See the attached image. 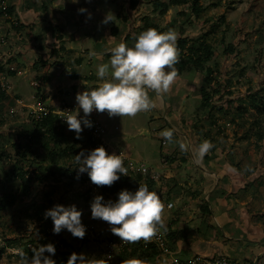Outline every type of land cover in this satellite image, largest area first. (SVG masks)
<instances>
[{
	"label": "rangeland",
	"instance_id": "rangeland-1",
	"mask_svg": "<svg viewBox=\"0 0 264 264\" xmlns=\"http://www.w3.org/2000/svg\"><path fill=\"white\" fill-rule=\"evenodd\" d=\"M137 1L133 7L130 0H0V193L16 198L14 205L0 210V250H3L0 264H18V250L27 248L31 257L33 249L47 243L54 244L56 249L52 259H68L73 252L102 259L107 264H123L129 258H136L129 252L121 257V251L112 252L110 246L118 236L111 232L106 221L91 217L90 205L96 195H102L105 201L115 198L108 193V185H95L87 173L79 174L77 181L71 180L64 173L66 170L78 173L72 155L51 164L49 149L37 146L33 154L25 157L19 153L26 138L18 135L32 129L39 109L52 113L62 107L72 110L77 107L78 87L72 83L74 69L80 76V85L86 82L80 88L83 91L94 87L92 80L96 79L97 85L101 82L96 70L102 61L99 55L91 53L103 51L97 41H105V33L113 34L115 28L113 36L122 41L126 35L137 37L144 26L157 25L158 31L176 32V45L182 39L189 47L209 46L211 52L201 69L184 58L183 72L167 93L158 95L149 90L148 95L156 105L150 111L122 117H109L105 111L100 112L99 119L97 111L92 115L106 140L102 145L106 152L123 153L128 161L144 164L153 176L154 179L149 173L142 176L140 183L156 191L164 204L161 215L167 230L163 231L173 235L167 238L171 256L178 260H187L195 254L231 259L223 244L236 248L241 244L233 240L223 242L234 224L227 225L221 217L223 210L208 200L206 193L217 180L218 171L212 167L214 163L205 168L193 155L204 139L215 146L214 153L206 155L222 159L220 167L225 169L221 174L228 169L236 172L230 167H237L233 177L239 187L244 186L240 193L228 195L225 212L230 218L243 212L252 222L264 220V111L251 108L249 99L257 93L264 103V0H195L202 8L198 13L190 5H183L170 7L164 15L154 10L156 0ZM63 5L66 9H62ZM8 6H13V13H1ZM80 8L88 9L80 14ZM63 10L84 18L80 24L90 22L92 26L81 28L66 42L75 50H62L63 56L57 49L42 54L38 46L43 41L36 38L35 25H25L31 22L27 14L47 22L40 31L46 40L48 33L53 32L46 26L51 25L48 23L65 25L63 18L69 20ZM48 12L54 15L53 21L47 17ZM107 14L112 20L104 23ZM58 15L60 20L56 18ZM82 39L87 40L81 43ZM126 42L130 46L134 44ZM76 56L82 57L79 67L73 66L78 60ZM110 57L103 63H108ZM202 89L211 98V108L200 106ZM53 102H58L55 107ZM53 115L60 124L58 116ZM62 126L66 145L76 143L78 148L89 151L96 148L83 145L86 142L82 133L76 140L74 130H69L67 123ZM168 128L174 129V138L189 146L187 152H182L175 143L165 142L160 133ZM19 170L28 172L33 179L28 183V194H24L26 183L22 179H5L7 172L16 174ZM36 175L42 180L37 181ZM150 180L153 183L148 184ZM219 182L224 189L228 180ZM218 197L217 202H222V197ZM169 202L173 207L165 211ZM240 202L241 211L233 206ZM55 204H75L82 211L81 221L86 226L82 239L67 230L53 233V221L50 217L46 219L44 212ZM204 204L208 212L201 209ZM42 205L44 209L37 217L36 209ZM217 240H220L218 244L209 247Z\"/></svg>",
	"mask_w": 264,
	"mask_h": 264
},
{
	"label": "clouds",
	"instance_id": "clouds-1",
	"mask_svg": "<svg viewBox=\"0 0 264 264\" xmlns=\"http://www.w3.org/2000/svg\"><path fill=\"white\" fill-rule=\"evenodd\" d=\"M78 11L84 13L87 9L80 8ZM109 20L112 17L107 14L103 22L107 23ZM176 41L177 34L172 29L162 32L148 28L136 37L132 46L121 42L112 47L110 61L97 65L96 76L101 82L96 87L76 94L75 109L62 111L61 118L67 123L69 130H74L76 138L80 139L82 124L89 128L93 126L88 116L94 110L106 111L109 117H122L135 116L138 112L153 109L156 105L148 91L153 90L158 95L167 93L177 77ZM81 109L83 116L80 115ZM160 135L165 142L177 144L182 152L188 151L189 146L182 139L174 138V129H164ZM213 147L212 141L204 139L193 153L194 158L202 160ZM74 164L78 174L87 173L91 182L97 186H111L121 175H128V168L124 165L121 154H109L102 145L74 155ZM90 208L91 217L106 221L111 226V232L123 241H147L160 229L167 230L161 215L164 204L158 193L149 190L146 183H139L134 192L121 190L115 201H105L102 195H96ZM81 216L82 211L75 204H55L44 212V217H50L53 221L54 234L67 230L74 237L82 239L86 234V226L82 223ZM32 252L33 255L29 257L23 250H18V264H56L52 259L56 252L54 244L40 245ZM67 264H107V261L73 252ZM123 264L145 262L129 258Z\"/></svg>",
	"mask_w": 264,
	"mask_h": 264
},
{
	"label": "trees",
	"instance_id": "trees-1",
	"mask_svg": "<svg viewBox=\"0 0 264 264\" xmlns=\"http://www.w3.org/2000/svg\"><path fill=\"white\" fill-rule=\"evenodd\" d=\"M131 5L135 7L138 4L137 0H130ZM154 10L159 11L161 15H164L167 13L168 9L172 6H183V5H190L193 12L198 13L202 10L200 5L195 0H169L167 3H162L156 0L154 3ZM14 11L13 6H8L3 10L1 13H8L12 14ZM148 28H155L158 30L157 25L149 24L147 26H144V30ZM136 37L133 36H126L125 41H132L135 42ZM177 49H178V62L175 64V68L177 69V76L181 75L183 72V59L188 58L190 61H193V65L197 69H201L204 62L207 61L209 56L211 55L209 46L202 45L198 47H189L186 44L185 40H178L177 42ZM111 55V53H110ZM79 63V60H77ZM0 71L2 69L0 68ZM203 96H202V102L200 106L202 108H211V98L205 91L201 90ZM6 99L7 97H3ZM250 99V105L251 108L264 111V103L262 102V97H258L257 93H254L249 97ZM241 113V112H240ZM239 113V114H240ZM25 137L26 138V144L20 147V155L22 157H25L28 153L33 154V149L37 146H40L44 149H49L48 151V159L51 164H57V162L68 155H72L74 158V155L78 154L82 150L87 152L89 151L88 148L84 147H77L76 143L68 146L66 145V135L64 133V128L60 126L58 123H56V117L52 113L43 114L38 117L36 121H34L33 127L31 130L20 132L18 137ZM77 140V138H76ZM80 141V140H79ZM50 145L53 146V148H50ZM65 145V146H63ZM84 146H88L86 143L83 144ZM215 146L210 149V153H214ZM208 155H205V160H208ZM203 158V159H204ZM28 172H24L23 170L17 171L16 174H14L13 171H9L5 174L6 180H15V179H22L26 185L24 187V194H28V183L32 181L33 179L27 174ZM66 175L69 176V178L73 181H77L80 179V175L76 172H70L68 170L65 171ZM35 178L37 181H41L42 178L39 175H36ZM142 176L138 174H134L132 177L127 179L125 176L121 175L120 179L115 181L111 186H108L106 189L108 190V193L118 198V193L123 190L127 189L129 191H136L138 189V184L141 182ZM153 183V180L148 181V184ZM16 198L15 196L11 194H2L0 193V210H4L8 207H11L15 204ZM44 206H38L36 209V216L38 217L39 214L43 211ZM201 209L204 212H208V208L206 204L201 207ZM41 220V218H38ZM167 238H173V235L171 233L167 234ZM18 249V247H17ZM20 249V248H19ZM23 251L27 254L28 250L27 248H24ZM130 253L131 257H136L144 262L146 261H152L159 259L160 255L156 248L154 246H150L148 248H144L141 244L138 242H132L127 247L123 248L120 252L119 256L121 257L123 254ZM3 254V250H0V255ZM30 254H33V252H30ZM66 255V254H65ZM56 264H67L68 259L59 260L55 259ZM153 264H156L155 262Z\"/></svg>",
	"mask_w": 264,
	"mask_h": 264
},
{
	"label": "crops",
	"instance_id": "crops-1",
	"mask_svg": "<svg viewBox=\"0 0 264 264\" xmlns=\"http://www.w3.org/2000/svg\"><path fill=\"white\" fill-rule=\"evenodd\" d=\"M64 2L62 1L61 4H63ZM60 5V4H59ZM56 6L58 7V5L56 4ZM61 6V5H60ZM53 9V7H52ZM62 9H66V5H63ZM88 9V8H87ZM62 12H65V14L68 16L69 20L66 21L65 18H63V21L65 23V25H63V23H54V25L52 23H48L51 25H46L48 27V29H53V32L48 33L49 36L47 38H45L46 40H44L41 36V29L44 26L43 23H47L46 21H44V19L42 18V20L39 19H34V17L32 16L33 14H30L28 12V20H30V24L26 23L25 25H35V32H37L36 38L43 41L41 43V45L38 46V49L42 50V54H44L45 51H49V49H53V51L55 49H57L59 51V53L61 54L62 50H66L71 51V50H75L72 49L71 46H67V43L70 41V38L73 37V35H75L81 28H86V27H90L92 26V24L90 22H83V23H79L80 21H83L84 18H82L81 16L79 17L76 13H70L67 12L65 10H63ZM39 13V12H38ZM81 14V12H79ZM30 14V15H29ZM84 14V13H83ZM82 14V15H83ZM37 15V14H34ZM94 15V14H93ZM44 16V15H43ZM53 16L50 12H48L47 17H49L50 21H53ZM59 15L56 17L57 19H59ZM85 17V16H83ZM60 20V19H59ZM85 20V19H84ZM14 28H17V26H13ZM56 27V28H55ZM37 28V29H36ZM59 28V29H57ZM113 29V28H112ZM57 30V31H56ZM116 28L113 30V34H116ZM106 37L104 38L105 41H97L98 45H101L102 47H100L103 51L101 52H97V51H93V53L95 55H99V60L102 61V63L105 61L104 59L109 58L110 55V49L114 46H116L117 44L123 42L126 45H128V43L125 41V37L122 39V41L118 40L119 38L114 37L116 35L113 36V34L110 31H107L106 33ZM129 36V35H128ZM74 39H77V36L74 37ZM87 39H82L80 40L81 43L86 42ZM67 42V43H66ZM113 42V44H112ZM27 46V45H26ZM46 46V48H45ZM130 46V45H128ZM75 48V47H74ZM62 55V54H61ZM76 55V53H75ZM63 56V55H62ZM78 61L76 60L75 64L73 66H77L79 67L82 64V60L81 58H78V56H76ZM72 66V69H74ZM77 70L74 69L73 72V85L77 86V90H76V94L78 92H82L83 90L80 89L81 86L84 84L86 85V82L84 81L82 83V85H80V80L78 75H76ZM181 76V75H179ZM96 80V79H95ZM95 80L91 81V85H93L94 87L97 86V82H95ZM76 96V95H75ZM76 101V100H75ZM58 102H53V105L55 107V105ZM98 119L100 116V112H98ZM104 141L105 138H104ZM106 145H109L107 142L105 143ZM115 154H118L117 152H115ZM123 154V153H122ZM214 155H211L208 157V160L202 159L201 164L206 168L211 167L212 163H214V165H212L213 168H216L218 173L216 172L215 174L218 176L217 180L215 181V183H213L208 189V192L206 193L208 196V200L209 202L212 200L214 201L217 205H218V209L223 210V213L221 215L222 219H224V222L227 225H231V223L234 224V228L230 229L231 233L228 235H225V239L223 242H225V240H233V241H237L240 242V247L236 248V247H228L227 244H223L225 245V249L227 252H229L230 258L231 260L234 261H239V262H252V261H256L257 264H264V220L260 221L258 223L256 222H252L251 219H246L247 217H244V214L242 212V214H236L234 216H231V218L233 219V222H230V216L228 215L226 211V207H228V201H227V197L229 194H236V193H240L241 189L244 188V186H240L237 185L238 183L235 182V178L233 177V173L237 172V167L232 168L230 167V169L235 170L236 172H230L229 169L224 171L223 174H221L223 172V170L225 168H221V161L222 159L217 157H212ZM211 157V158H210ZM204 158V157H203ZM213 158V160H212ZM204 162V163H203ZM209 163V164H208ZM219 165V166H217ZM231 173V174H230ZM222 175V176H221ZM228 180L227 185L225 186L224 189H222L220 187V182L221 180ZM237 179L239 180L240 178L237 177ZM237 185V186H236ZM236 186V187H235ZM234 188V192L232 191V189ZM217 195V196H216ZM220 195V197H222V202L218 203L217 202V198H219L218 196ZM241 196V195H240ZM216 198V199H215ZM230 201V200H229ZM238 201V200H237ZM241 202L240 204H233L234 207H236L237 209H239L240 211L243 209V207L241 206ZM165 211H167L165 209ZM230 223V224H229ZM226 225V226H227ZM211 238V236H210ZM220 240L217 241H212L213 243L209 246H215L216 244L219 243ZM218 246V245H217Z\"/></svg>",
	"mask_w": 264,
	"mask_h": 264
},
{
	"label": "built area",
	"instance_id": "built-area-1",
	"mask_svg": "<svg viewBox=\"0 0 264 264\" xmlns=\"http://www.w3.org/2000/svg\"><path fill=\"white\" fill-rule=\"evenodd\" d=\"M62 106V105H61ZM64 110H72L70 108H66V107H62L60 111L57 112H52L53 114L58 116V120H59V125H66V122L61 118L62 115V111ZM40 114H38V116L40 117V115L43 114H48L49 111H46L45 109H39L38 110ZM96 113V110H94L91 114H89L88 119L91 120L92 122V127H84L82 124V128L83 131L80 133L81 135H85V142L87 145H89L90 147H97V146H101L104 145V140L102 138V130H100L99 127V123H96V119L95 117H93L92 115ZM81 116L84 115V113L82 112L80 114ZM63 127V126H62ZM122 158H123V162L124 165L128 168V174L129 175H123L125 176L127 179H129L131 177V175L134 174H138L141 176H145L149 173V177L154 179L153 176L150 175L149 169L142 163H137V162H131L128 161L126 158H124L123 154H121ZM118 198H114L112 199V201L117 200ZM173 207V203L169 202L166 205V210H170ZM51 233V232H50ZM167 233H165L163 231V229H160V231L154 236L152 237L150 240H138L136 242H138L139 244H141L144 248H148L150 246H154L156 248V250L158 251L160 257L157 260H152L153 262L150 264H153L154 262L156 264H162V262H166V264H257L256 261H252V262H239V261H234L231 259H226L224 257H204L203 255H192L189 259L187 260H178L175 259L171 256L172 250L171 247L168 246V241H167ZM132 242H127V241H123L119 236L118 239L115 240L114 244L111 245V249L112 252L114 253H118L120 251H122L123 248L127 247L129 244H131Z\"/></svg>",
	"mask_w": 264,
	"mask_h": 264
}]
</instances>
